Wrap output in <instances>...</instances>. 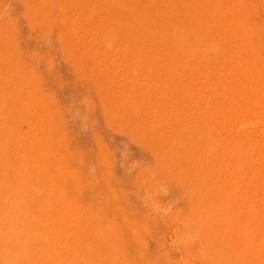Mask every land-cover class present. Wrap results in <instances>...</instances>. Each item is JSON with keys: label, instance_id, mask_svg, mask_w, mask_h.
Listing matches in <instances>:
<instances>
[{"label": "rangeland", "instance_id": "obj_1", "mask_svg": "<svg viewBox=\"0 0 264 264\" xmlns=\"http://www.w3.org/2000/svg\"><path fill=\"white\" fill-rule=\"evenodd\" d=\"M0 264H264V0H0Z\"/></svg>", "mask_w": 264, "mask_h": 264}, {"label": "clouds", "instance_id": "obj_2", "mask_svg": "<svg viewBox=\"0 0 264 264\" xmlns=\"http://www.w3.org/2000/svg\"><path fill=\"white\" fill-rule=\"evenodd\" d=\"M109 47H111V43L109 42V45H108ZM218 48V45L217 44H213L212 45V49L213 50H216Z\"/></svg>", "mask_w": 264, "mask_h": 264}, {"label": "bare ground", "instance_id": "obj_3", "mask_svg": "<svg viewBox=\"0 0 264 264\" xmlns=\"http://www.w3.org/2000/svg\"><path fill=\"white\" fill-rule=\"evenodd\" d=\"M74 3V2H73ZM167 23V22H166Z\"/></svg>", "mask_w": 264, "mask_h": 264}]
</instances>
